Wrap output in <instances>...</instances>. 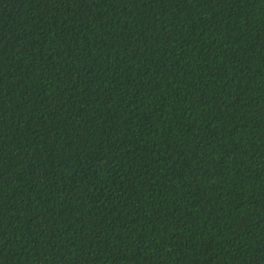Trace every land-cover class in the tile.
<instances>
[{"label": "trees", "instance_id": "1", "mask_svg": "<svg viewBox=\"0 0 264 264\" xmlns=\"http://www.w3.org/2000/svg\"><path fill=\"white\" fill-rule=\"evenodd\" d=\"M0 264H264V0H0Z\"/></svg>", "mask_w": 264, "mask_h": 264}]
</instances>
